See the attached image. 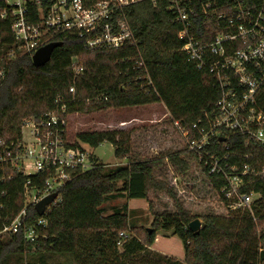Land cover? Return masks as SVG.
<instances>
[{"label":"trees","instance_id":"1","mask_svg":"<svg viewBox=\"0 0 264 264\" xmlns=\"http://www.w3.org/2000/svg\"><path fill=\"white\" fill-rule=\"evenodd\" d=\"M263 1L240 0L245 7L257 6ZM83 4L85 6V0ZM207 4L213 9L205 10ZM230 4L231 0H186V9L193 11L189 16V36L200 42L213 40L218 26L212 11L219 13ZM168 7L169 0H142L121 12L116 11L128 20L136 46L90 52L83 46L94 36L92 34L82 38L73 32L55 35L51 42L62 45L53 51L50 61L39 68L33 66L27 55L13 60L6 58L14 45L11 21H0V70L5 74L0 82V141L5 146L17 143L21 138L22 121L28 117L44 119L56 110L57 98L63 100L67 114L163 103L172 120L179 121L191 138L196 137L197 129L207 128L215 116L219 89L210 78L196 71L182 53L187 39H179L178 34L184 25L176 20ZM75 56L81 58L84 68L83 74L77 77L71 70ZM140 59L146 73L135 65ZM70 88L74 89L73 97ZM257 104L264 112V91ZM76 138L90 148L109 143L117 160L130 162L126 167L107 171L92 158L93 169L84 173L75 171L76 176L59 190L61 201L47 211V226L36 228L39 238L32 244L25 242L22 230L15 235L1 234L24 206L23 189L28 178L0 167V264H142L141 261L146 259L140 257L139 260L138 256L147 252L157 231L152 229L151 233L145 231L140 236H128L125 233L130 229L126 205L114 209L108 216H104L102 205L118 196L127 200H148L150 190L164 192L172 201L174 212L155 213L151 226L172 231V236L182 244L184 261L162 256L148 259L146 256V264H264V250L260 249V244H264V232L261 231L264 225V145L241 135H232L226 138L229 147L226 151L220 139L211 141L206 149L218 159L223 160L224 155L229 154L227 162L230 166L240 171L247 166L255 171L256 175L241 179L240 191L259 198L251 205L252 213L238 209L231 211L228 217H201V229L193 233L189 224L199 217L187 212L173 189L153 175L165 159L179 173L185 174L188 165L183 158L184 151L168 154L160 160H134L130 159L129 133H82ZM70 147L81 149L78 144ZM202 172L224 201L221 190L226 181L208 175L204 169ZM44 178H34L33 186L42 189ZM39 217L33 206L27 208L28 226ZM120 233L127 235V239L122 240ZM120 240L123 243L119 250ZM32 252L40 254L34 262L26 261L25 254ZM56 255L65 256L69 261H48Z\"/></svg>","mask_w":264,"mask_h":264},{"label":"built area","instance_id":"2","mask_svg":"<svg viewBox=\"0 0 264 264\" xmlns=\"http://www.w3.org/2000/svg\"><path fill=\"white\" fill-rule=\"evenodd\" d=\"M121 6H128L134 0H117ZM186 0H169L168 11L176 15V20L184 25L178 34L179 39L187 41L181 51L192 63L195 70L210 78L219 89L215 116L208 127L198 128L197 135L190 137L189 132L178 122L173 124L186 142L189 153L195 155L201 168L208 175L226 179L221 193L233 211L242 209L251 212L253 194H243L242 180L248 175H256L254 170L245 166L241 171L207 151L213 139L226 151L229 147L226 138L241 135L259 145H264V112L257 100L264 91V1L259 5L243 6L240 0H231L229 7L214 12L218 26L213 40L197 41L189 36L191 23L189 16L193 11L185 7ZM96 8L98 4H95ZM109 3L103 2V12L95 7L85 8L83 0H0V21H11L10 32L13 47L8 51L10 60L20 55L32 58L36 51L50 43L55 35L73 32L82 38L94 35L84 43V50L119 49L126 45L136 46L131 29L121 23H112L109 16ZM116 5V4H115ZM43 6H47L43 9ZM211 4L205 10H211ZM69 11L65 18L62 11ZM229 10V11H228ZM209 17L212 15L208 14ZM138 69L146 73L142 60L135 62ZM71 70L75 77L83 74L81 58L72 59ZM5 74L0 70V82ZM151 85L149 77H145ZM69 93L74 96V89ZM57 108L44 119L31 118L22 124L23 139L5 146L0 141V167L10 168L28 178L23 189L24 206L19 213L2 229L1 233L10 235L23 231L27 244L35 243L39 236L36 228H45V215L51 207L61 201L59 190L76 176L75 171L87 172L94 168L88 151L70 147L66 141V105L57 98ZM200 123V121L198 122ZM222 162V163H221ZM45 176L42 189L33 186V179ZM58 193L45 213L30 226L27 222V208L39 203L46 197ZM122 240L127 235L120 233ZM118 242V247L123 241Z\"/></svg>","mask_w":264,"mask_h":264},{"label":"rangeland","instance_id":"3","mask_svg":"<svg viewBox=\"0 0 264 264\" xmlns=\"http://www.w3.org/2000/svg\"><path fill=\"white\" fill-rule=\"evenodd\" d=\"M142 0H134L130 3L135 4ZM93 2V3H92ZM109 3V16L112 23L125 24L130 28L129 22L122 14L117 15L116 11L121 12L127 6H121L117 0H85V8L98 7L96 12H103L102 3ZM116 4V5H115ZM128 5V6H129ZM62 11L65 18L69 17V11ZM131 29V28H130ZM7 56V54H6ZM9 59L8 57H6ZM66 123V141L70 145L78 144L84 150L88 151L92 158L96 159L104 166V170L114 171L117 168L125 167L127 160H117L114 156V148L109 143H103L97 148H90L81 143L76 138L82 133L105 132V131H123L130 134L131 154L130 159L134 160H160L166 158L168 154L184 151L183 158L187 162L188 170L185 174L179 173L171 163L165 159L162 164L154 170L153 175L157 179H161L168 188L173 189L178 201L183 208L187 210L192 216L201 217L206 215H214L219 217H228L229 213L233 211L229 208L228 203L221 199L219 193L213 190L211 184L206 179L202 168L199 166L198 160L188 152L187 145L174 126L170 113L163 103H156L145 106H135L117 109H107L104 111L88 110L82 112L66 113L63 117ZM31 117L25 118L22 124L30 120ZM179 122V121H178ZM180 123V122H179ZM22 124L20 127H22ZM22 131V128H20ZM21 134V143L25 140ZM10 169V168H9ZM226 181V179H224ZM120 187V183L117 185ZM222 194V193H221ZM118 195V194H116ZM122 198V199H118ZM259 196L253 194L252 201L255 202ZM125 197H117L114 200H108L102 205L104 216L111 215L114 209H121L126 204ZM149 213L150 215L133 217L128 216L129 232H125L128 236H140L148 229H155L156 237L153 244L157 245L156 238L164 235L167 239H161L158 244L160 248L170 254H179L181 242L177 237L172 236V231H162L158 227H152L153 215L155 213H173L174 208L170 197L164 192H156L150 190L148 192ZM127 207V204H126ZM252 213V212H250ZM264 232V225L262 226ZM154 232V230H153ZM8 235V233H1ZM143 235V234H142ZM170 237V238H168ZM144 241V238H143ZM156 242V243H155ZM261 243V242H260ZM153 244L147 248L146 253L139 254L140 257L146 260L141 261L142 264L148 263L147 260L151 258H158V256L166 257L156 253L152 249ZM156 246V247H158ZM154 247V246H153ZM121 247L119 248V250ZM260 249L264 250V244H260ZM40 253L25 254V260L34 262L36 255ZM50 254H47V256ZM150 255V256H149ZM148 256V259L146 258ZM176 260V258L172 257ZM48 261L66 263L69 261L65 256H53Z\"/></svg>","mask_w":264,"mask_h":264},{"label":"water","instance_id":"4","mask_svg":"<svg viewBox=\"0 0 264 264\" xmlns=\"http://www.w3.org/2000/svg\"><path fill=\"white\" fill-rule=\"evenodd\" d=\"M61 45V42H51L39 48L31 58L33 66L35 68H39L46 65L50 61L53 51ZM220 141H223V139H220ZM57 194L58 193H54L35 205V210L39 216H42L45 213L46 208L54 201V199L57 197ZM189 229L193 233H198V231L201 229L200 221L198 219L192 221L189 224ZM148 232L151 233V229H148Z\"/></svg>","mask_w":264,"mask_h":264},{"label":"crops","instance_id":"5","mask_svg":"<svg viewBox=\"0 0 264 264\" xmlns=\"http://www.w3.org/2000/svg\"><path fill=\"white\" fill-rule=\"evenodd\" d=\"M125 160H127V159H125ZM129 162L130 161L127 160V162L125 163L126 166L129 164ZM120 197H123V196H120ZM118 199H122V198H118ZM126 204H127V215L128 216H133L135 218V217H140L141 215L144 216V217L146 215H150V213H149L150 205H149L148 200H144V199H130V200L126 201ZM171 237H173V236H171ZM168 238H170V237H168ZM161 239H167V238L164 235L160 236L159 238H156L157 245L153 244L154 247L152 246L151 250H154L156 253L164 255V256H166L168 258L174 257V258L177 259V261L182 263L184 261V251H183V248H182V244L179 245L180 246L179 247L180 248L179 254L173 255V254L167 253L165 250H163L162 248H160L158 246V244L161 242ZM156 246H158V247H156Z\"/></svg>","mask_w":264,"mask_h":264}]
</instances>
